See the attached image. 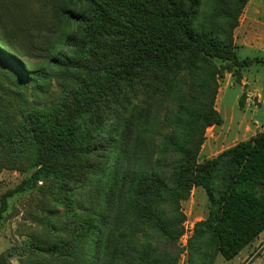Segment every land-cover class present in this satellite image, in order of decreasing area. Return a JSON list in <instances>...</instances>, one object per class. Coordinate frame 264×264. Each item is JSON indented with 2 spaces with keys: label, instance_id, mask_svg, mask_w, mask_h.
<instances>
[{
  "label": "trees",
  "instance_id": "16d2710c",
  "mask_svg": "<svg viewBox=\"0 0 264 264\" xmlns=\"http://www.w3.org/2000/svg\"><path fill=\"white\" fill-rule=\"evenodd\" d=\"M212 1L201 12L202 0H45L52 28L38 40L0 32V161L64 170L59 187L77 189L68 204L82 213L72 238L51 241L43 218L23 264H176L194 187L209 211L190 264L231 260L264 231V132L198 161L206 128L222 123L214 103L230 66L217 61L243 63L232 30L248 0ZM142 88L159 111L130 106L128 89Z\"/></svg>",
  "mask_w": 264,
  "mask_h": 264
},
{
  "label": "rangeland",
  "instance_id": "374dc122",
  "mask_svg": "<svg viewBox=\"0 0 264 264\" xmlns=\"http://www.w3.org/2000/svg\"><path fill=\"white\" fill-rule=\"evenodd\" d=\"M250 1L253 4L251 10L246 13L245 7L242 9L237 26L232 30V52L239 62H243L242 65L217 61L227 68L230 66V71H225L218 80L214 103L222 123L206 128L198 161L213 158L224 149L264 132V0ZM202 2L201 12L211 11L214 2L211 0L208 7L204 0ZM44 3L45 0H0V32L10 37L16 46L22 45L28 37H32L33 41L38 40L52 28L51 13L47 12V8L53 6L47 1L46 8ZM255 9L258 12L254 14ZM221 19L218 17L214 20L220 22ZM253 37L262 40L255 42ZM246 38H249L251 45L245 44L248 42ZM26 52L27 49L23 48L22 53ZM134 87L137 88L132 85L130 89ZM130 89V106H137L136 102L141 99L150 108L159 111L155 97L148 89H140L136 97H133V90ZM117 116L111 112L104 118L106 130L110 129ZM3 147L2 140L0 148ZM11 150L18 151V146ZM0 164V264H23L31 259V253L36 250L31 234L40 236L38 230L43 226L41 220L45 217L50 222L49 234H46L50 241L53 238H72L68 230L73 229L75 232L73 212L82 213L77 208L70 210L68 204L77 199V189L65 193L59 187L61 182L66 183L67 173L39 166L23 169L14 161H0ZM69 182L74 184L72 179ZM60 191L62 193L57 198L56 194ZM180 208L185 218L182 222L183 232L177 240L180 252L176 264H190L188 240L195 224L208 216L209 201L205 191L201 187H194L188 199L181 201ZM55 212L61 215L60 221L55 218ZM161 243L158 242L160 252L164 250ZM61 256L59 253V258ZM194 264H199L198 260ZM212 264H264V231L238 256L226 260L216 254Z\"/></svg>",
  "mask_w": 264,
  "mask_h": 264
},
{
  "label": "crops",
  "instance_id": "0c3cea01",
  "mask_svg": "<svg viewBox=\"0 0 264 264\" xmlns=\"http://www.w3.org/2000/svg\"><path fill=\"white\" fill-rule=\"evenodd\" d=\"M251 6H253V4L251 3L250 0H248L247 3H246V5H245L244 12L248 13L249 10H251V8H252ZM250 7H251V8H250ZM249 8H250V9H249ZM257 12H258L257 9L253 10V13H254V14L257 13ZM253 38H254V37H253ZM246 39H248V40H247L248 42L245 43V44H249V45H251V43L249 42V41H250L249 38H246ZM254 40H255V42H256V41H258V40H262V39H260V38L258 39V37H255ZM263 41H264V40H263ZM262 44H263V43H262ZM240 252H241V251H240ZM239 254H240V253H239ZM239 254H238V255H239ZM238 255H237V256H238Z\"/></svg>",
  "mask_w": 264,
  "mask_h": 264
}]
</instances>
